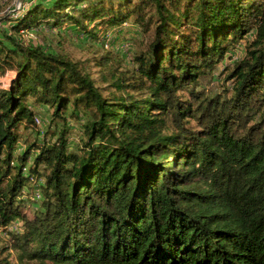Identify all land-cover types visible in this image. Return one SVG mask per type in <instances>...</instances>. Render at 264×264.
I'll return each mask as SVG.
<instances>
[{
    "label": "trees",
    "instance_id": "obj_1",
    "mask_svg": "<svg viewBox=\"0 0 264 264\" xmlns=\"http://www.w3.org/2000/svg\"><path fill=\"white\" fill-rule=\"evenodd\" d=\"M4 18L0 264L11 251L27 264H264V0H32ZM127 25L148 39L130 64L97 59L103 87L20 39L64 28L104 47ZM29 99L55 126L31 142ZM67 121L81 125L74 150Z\"/></svg>",
    "mask_w": 264,
    "mask_h": 264
},
{
    "label": "rangeland",
    "instance_id": "obj_2",
    "mask_svg": "<svg viewBox=\"0 0 264 264\" xmlns=\"http://www.w3.org/2000/svg\"><path fill=\"white\" fill-rule=\"evenodd\" d=\"M32 0H0V17L16 18L21 12V8H24ZM9 23L0 21V27L8 29ZM60 31L62 34H57ZM101 36V35H100ZM20 39L27 44H34L43 47L49 52H59L72 60H77L84 63L88 73L97 85L103 87L104 85L99 83V75L101 73L100 67L96 66L97 59L106 55L107 51H111L114 55H117L119 59H122L125 64H130V58L136 51L143 47L146 43L148 36H143L139 31L138 27L127 25L124 30L120 32H108L105 36L104 47H102V40L100 42L93 41L91 39L76 35L68 30L54 29L49 31L48 29L41 27L39 29H32L28 32H24L20 35ZM245 41L243 40L238 46L230 51L226 58L220 63L215 70L212 72L211 79H204L202 86L211 92H217L220 89L219 73L222 69L230 65L233 61H237L244 56ZM230 57V58H229ZM12 74L7 72L0 75V88L8 86ZM226 87H230L229 83ZM28 104L33 107L35 112L36 124L40 131V136H37L34 132L30 133L24 131V139L31 142L35 138L41 139V135L47 133L48 135L54 131L55 126L50 125L51 111L47 106L39 105L34 106L33 100L29 99ZM67 127L70 130L68 141L70 142V148L76 149V144L80 139V124H73L71 121H67ZM60 124H57L59 129ZM19 149H22L23 145L20 143ZM7 238L2 232H0V245L6 243ZM11 264H27L25 261L21 262L17 260L16 253L11 251Z\"/></svg>",
    "mask_w": 264,
    "mask_h": 264
}]
</instances>
